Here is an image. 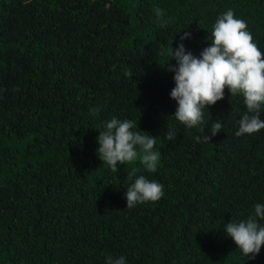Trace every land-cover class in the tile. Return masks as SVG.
I'll return each mask as SVG.
<instances>
[{
    "label": "trees",
    "instance_id": "1",
    "mask_svg": "<svg viewBox=\"0 0 264 264\" xmlns=\"http://www.w3.org/2000/svg\"><path fill=\"white\" fill-rule=\"evenodd\" d=\"M228 8L264 53V0H0V264H264V245L241 258L220 228L264 202V128L234 134L245 105L225 88L186 129L162 67L185 31L198 55ZM113 115L157 135L154 172L98 158ZM215 120L222 129L198 142ZM132 169L163 196L127 207Z\"/></svg>",
    "mask_w": 264,
    "mask_h": 264
},
{
    "label": "clouds",
    "instance_id": "2",
    "mask_svg": "<svg viewBox=\"0 0 264 264\" xmlns=\"http://www.w3.org/2000/svg\"><path fill=\"white\" fill-rule=\"evenodd\" d=\"M152 11L158 20L167 22L159 5H153ZM208 33L205 39L210 43L198 55L185 47V39L191 38L188 31L180 35L175 48L171 46L162 66L172 73L174 81L169 96L176 107L171 115L186 129L200 127L204 109L223 98L227 88L231 95L242 97L245 105L234 134H251L264 128L260 116L264 108V53L253 41L246 21L228 8L216 16ZM173 59L175 63H170ZM207 128V132L195 137L198 142H209L222 129V122L215 120ZM97 130L95 152L112 172H117L120 164L137 160L147 171L156 170L160 158L154 147L157 135L141 130L137 121L113 115L102 121ZM164 135L172 140L177 131L169 128ZM135 173L136 169H132L127 174L129 182L124 193L127 207L163 196L161 183ZM220 228L234 242L241 258L254 259L264 245V202L254 203L246 217L229 219ZM105 264H128V261L123 254H107Z\"/></svg>",
    "mask_w": 264,
    "mask_h": 264
}]
</instances>
